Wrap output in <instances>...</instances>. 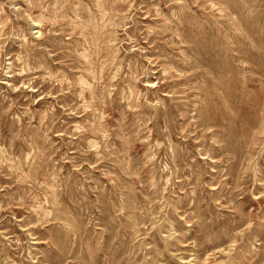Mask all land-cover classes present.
Here are the masks:
<instances>
[{
  "label": "rangeland",
  "instance_id": "1",
  "mask_svg": "<svg viewBox=\"0 0 264 264\" xmlns=\"http://www.w3.org/2000/svg\"><path fill=\"white\" fill-rule=\"evenodd\" d=\"M0 264H264V0H0Z\"/></svg>",
  "mask_w": 264,
  "mask_h": 264
},
{
  "label": "bare ground",
  "instance_id": "2",
  "mask_svg": "<svg viewBox=\"0 0 264 264\" xmlns=\"http://www.w3.org/2000/svg\"><path fill=\"white\" fill-rule=\"evenodd\" d=\"M37 31V30H36ZM37 33V32H36ZM93 148V147H92Z\"/></svg>",
  "mask_w": 264,
  "mask_h": 264
}]
</instances>
